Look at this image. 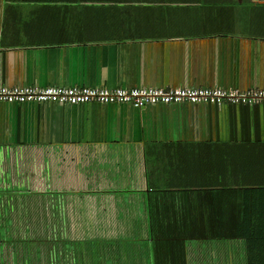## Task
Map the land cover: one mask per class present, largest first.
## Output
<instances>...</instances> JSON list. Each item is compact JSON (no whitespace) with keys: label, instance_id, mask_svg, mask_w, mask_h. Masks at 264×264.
Masks as SVG:
<instances>
[{"label":"crops","instance_id":"crops-1","mask_svg":"<svg viewBox=\"0 0 264 264\" xmlns=\"http://www.w3.org/2000/svg\"><path fill=\"white\" fill-rule=\"evenodd\" d=\"M72 86L264 90V0H0V87ZM255 187L264 104L0 105V264H247L240 238L90 241L84 196L143 192L153 230H191Z\"/></svg>","mask_w":264,"mask_h":264},{"label":"trees","instance_id":"trees-1","mask_svg":"<svg viewBox=\"0 0 264 264\" xmlns=\"http://www.w3.org/2000/svg\"><path fill=\"white\" fill-rule=\"evenodd\" d=\"M26 1L51 2L53 0ZM86 1L98 3L102 0ZM37 177L45 181L43 176ZM42 183L43 181L38 182L37 189L42 190L41 186L44 187ZM144 195L139 191L86 194L84 200L88 239L93 242H131L135 238L150 237L153 232L154 236L172 238L200 236L240 238L246 242L247 264H264V187L246 190L242 209L238 212L226 213L219 207L212 214L195 212L194 215L195 217L197 215V218L191 230L182 228L178 221L176 224L170 223L167 227V219H161V223L155 225L157 229L153 230L149 201L152 198ZM201 217L204 222L201 223L204 225L197 221ZM162 226L164 227L161 228Z\"/></svg>","mask_w":264,"mask_h":264},{"label":"built area","instance_id":"built-area-1","mask_svg":"<svg viewBox=\"0 0 264 264\" xmlns=\"http://www.w3.org/2000/svg\"><path fill=\"white\" fill-rule=\"evenodd\" d=\"M224 102L230 106L256 107L264 104V90L246 92L201 88H6L0 87V105H65L129 106L142 110L147 107L172 105H205Z\"/></svg>","mask_w":264,"mask_h":264},{"label":"rangeland","instance_id":"rangeland-1","mask_svg":"<svg viewBox=\"0 0 264 264\" xmlns=\"http://www.w3.org/2000/svg\"><path fill=\"white\" fill-rule=\"evenodd\" d=\"M161 182H163V181H161ZM148 186L150 187L149 189H154L153 187H154V181L153 180H151L150 179V181L148 182ZM160 189V188H159ZM163 189H167V188H163ZM168 200L170 199V197L169 196H167L166 197ZM153 199V198H152ZM150 209H151V214L153 215V216H157V214L155 213V209L153 210L152 209V205L150 206ZM154 211V212H153ZM163 215V213H160L159 214V216H162ZM156 223H157V221H156V219H154V225H156ZM178 254L179 255H182L180 252H178ZM155 262H153L152 263V261H149L147 264H154Z\"/></svg>","mask_w":264,"mask_h":264}]
</instances>
